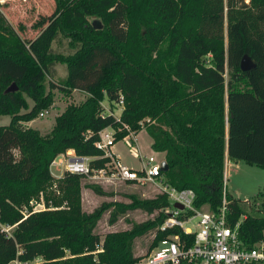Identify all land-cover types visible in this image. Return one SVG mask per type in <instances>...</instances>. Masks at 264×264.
<instances>
[{
  "label": "trees",
  "instance_id": "16d2710c",
  "mask_svg": "<svg viewBox=\"0 0 264 264\" xmlns=\"http://www.w3.org/2000/svg\"><path fill=\"white\" fill-rule=\"evenodd\" d=\"M53 1L54 15L30 41L0 13V117L9 118L0 126V224L14 226L0 232V264H133L140 257L133 240L154 230L148 251L171 235L193 245L194 236L177 227L159 231L170 206L164 193L114 206L110 225L128 211L155 215L101 240L95 228L111 204L83 212L84 177L54 178L49 167L73 150L101 169L108 159L95 146L100 131L114 130L115 144L128 134L124 126L145 131L167 164L165 183L192 190L196 209L218 212L226 159L264 169V0ZM60 38L72 54L53 51ZM244 55L255 69H240ZM58 64L66 76L55 84ZM55 89L86 97L42 135L26 124L51 107ZM105 100L110 111L122 101L118 121L104 112ZM40 201L46 209L32 213L29 203ZM225 206L229 225L244 217L246 246L264 240V203L251 210L226 193Z\"/></svg>",
  "mask_w": 264,
  "mask_h": 264
},
{
  "label": "built area",
  "instance_id": "2783aa9c",
  "mask_svg": "<svg viewBox=\"0 0 264 264\" xmlns=\"http://www.w3.org/2000/svg\"><path fill=\"white\" fill-rule=\"evenodd\" d=\"M122 101L118 103L121 108ZM105 113H111L110 109L103 106ZM47 111L39 114L45 117ZM114 118L118 121L119 116L113 112ZM128 131L122 139L129 149L131 156L139 161V169L123 163L121 158L113 153L115 145V131L105 128L98 133L99 141L95 146L103 152V157L108 162L101 169H91L89 161L91 158L78 157L73 150L57 156L50 164V174L54 178H60L65 172L81 175L84 178H92L105 182L119 181L133 185H153L159 188L160 193L167 195L170 206L163 213L166 218L159 227L160 232L172 228H179L184 234L193 235V245L187 246L178 236H167L162 239L156 247L141 255L133 264H181L183 261L195 264H264V240L248 247L240 238L239 227L244 219L241 217L234 225L227 222V209L225 206L226 177L223 173L222 183V206L218 212H211L194 207L195 194L192 190H177L165 183L161 174L163 159L156 156H143L138 147L137 135ZM52 168L60 173L54 176ZM179 204L183 209L175 208ZM31 212L45 210V206L39 203L30 202ZM26 218L27 210L22 211ZM14 226L0 224V232L9 235ZM39 259L33 264H38Z\"/></svg>",
  "mask_w": 264,
  "mask_h": 264
},
{
  "label": "rangeland",
  "instance_id": "374dc122",
  "mask_svg": "<svg viewBox=\"0 0 264 264\" xmlns=\"http://www.w3.org/2000/svg\"><path fill=\"white\" fill-rule=\"evenodd\" d=\"M226 12V11H225ZM0 13L5 17L7 22L16 30L20 37L25 41H30L39 32V26H44L46 22L55 13V4L53 0H0ZM226 15V14H225ZM93 21L92 19H90ZM226 21V19H225ZM226 25V22H225ZM67 40L60 38L53 44V51L64 55L72 54L73 50L69 49ZM56 75L53 79L55 84L62 81L66 76V67L63 64L56 66ZM86 95L79 91H74L71 96H65L58 89L53 91V103L47 110L45 117H39L28 123V126L38 130L42 135L47 134L53 124L55 117L59 115L69 104H78L84 100ZM31 106V101L28 100ZM102 105L107 108L108 102L103 101ZM43 112V111H42ZM116 116L120 115L121 108L116 105L113 109ZM9 123V118L1 116L0 126ZM138 145L142 148L144 154H151L150 140L145 131L139 132L137 135ZM114 151H118L122 161L128 166L139 169V161L131 156L129 149L124 141H118L113 147ZM162 157V155H160ZM226 177V192L233 199L244 203L246 208L250 206L251 210L264 203V169L247 164L242 161L234 162L228 159L224 162V171ZM51 173L59 176L60 173L52 168ZM81 209L85 213H91L101 204H111V208L105 211L95 228V233L102 240L104 236L112 232L130 231L133 224H139L153 218L155 215H147L144 211L137 209L128 211L126 214L118 217L114 225L109 224L110 212L117 205H128L131 198L151 199L160 194L159 188L153 185H133L131 183H122L119 181L105 182L92 178H83L81 181ZM85 185L98 186L105 195L100 196L93 192ZM208 210L207 205L201 207ZM155 230L148 234L136 237L133 240V254L141 256L148 251L149 246L154 238ZM9 264H21L19 262H11Z\"/></svg>",
  "mask_w": 264,
  "mask_h": 264
},
{
  "label": "water",
  "instance_id": "95a60500",
  "mask_svg": "<svg viewBox=\"0 0 264 264\" xmlns=\"http://www.w3.org/2000/svg\"><path fill=\"white\" fill-rule=\"evenodd\" d=\"M240 69L243 72L255 69V64L253 63V61L251 60V58L248 55H244L242 57V59L240 61ZM15 90H16L15 85H12L10 88H8L6 90V92H13ZM167 169H168L167 164H166L165 161H163L162 164H161V172H166ZM174 207L178 208V209H183V207L181 205H179V204H175Z\"/></svg>",
  "mask_w": 264,
  "mask_h": 264
},
{
  "label": "crops",
  "instance_id": "0c3cea01",
  "mask_svg": "<svg viewBox=\"0 0 264 264\" xmlns=\"http://www.w3.org/2000/svg\"><path fill=\"white\" fill-rule=\"evenodd\" d=\"M74 93V92H73ZM84 95H86L85 93H84ZM27 126H28V123L26 124ZM29 127V126H28ZM49 133V132H48ZM150 140V139H149ZM150 143H151V140H150ZM150 145V144H149ZM138 147H139V151H140V153L143 155V156H156V154H154L153 152H152V150L151 149H149L150 150V152H151V154H144L143 153V151H142V148L138 145ZM113 151V153L115 154V155H117V156H119L120 158H121V155L119 154V152L118 151H114V150H112ZM121 160H122V158H121ZM124 163V162H123ZM127 165V164H126Z\"/></svg>",
  "mask_w": 264,
  "mask_h": 264
}]
</instances>
